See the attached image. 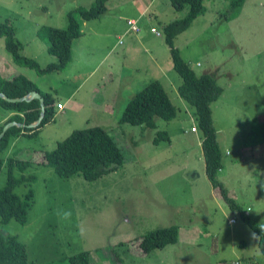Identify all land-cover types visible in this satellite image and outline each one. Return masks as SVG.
<instances>
[{"label":"rangeland","instance_id":"obj_1","mask_svg":"<svg viewBox=\"0 0 264 264\" xmlns=\"http://www.w3.org/2000/svg\"><path fill=\"white\" fill-rule=\"evenodd\" d=\"M231 1L204 0L203 13L174 42L197 75L210 73L222 87L210 104L222 153L217 179L254 222L264 223V0H244L237 9ZM92 3L0 0V22L11 21L20 53L42 67L56 58L47 51L41 27L63 28L68 12ZM147 3L149 10L141 15ZM106 7L97 18L78 17L81 34L59 71L39 73L16 63L0 36V75L25 76L54 104L51 121L32 136L11 137L0 152L4 161H32L24 174L36 177L14 189L20 196L33 189L27 222L11 219L0 232L15 235L33 264H69L68 257L82 250L95 264H264L257 235L207 177L194 108L177 92L181 77L172 67L162 27L184 17L187 6L108 0ZM131 19L137 21L136 32L129 29ZM155 79L176 106V116L155 117L154 128L119 122L128 100ZM7 110L0 104V120ZM92 125L115 139L124 156L121 166L86 180L80 174L59 177L42 164L44 151L72 130ZM158 130L167 131L169 139L154 143ZM6 178L4 162L0 187ZM170 225L178 228L176 242L141 250L142 235Z\"/></svg>","mask_w":264,"mask_h":264},{"label":"trees","instance_id":"obj_2","mask_svg":"<svg viewBox=\"0 0 264 264\" xmlns=\"http://www.w3.org/2000/svg\"><path fill=\"white\" fill-rule=\"evenodd\" d=\"M107 1L93 0V3L88 7L78 6L71 10L67 13V23L63 28L41 27L39 34L47 40V51L56 58L55 61L42 67L35 59L20 53L22 45L15 38L13 26L8 18L0 22V36H4L5 47L11 52L16 63L34 68L39 73L59 71L67 65L72 54V44L81 34L79 18L82 20L97 18L107 9ZM243 1L232 0L231 5L237 9L240 8ZM203 2L204 0H170L171 5L177 10L187 6V13L184 17L163 25L164 40L170 52L172 67L181 77L177 92L184 101L194 108L197 124L202 132L201 148L205 173L229 207L238 211L245 223L255 232L258 237L259 249L264 255V223L254 222L234 202L223 183L217 179V171L222 167V153L212 121L210 104L221 95L222 87L210 73L197 75L181 57L174 42L176 36L187 29L199 14L203 13L205 9ZM30 91L40 93L45 109L41 121L35 127L26 125L33 123L40 116L41 108L38 99L8 102L0 98L2 107L14 111L7 122L16 121L25 125L23 127L14 125L6 130L0 140V152L8 146L11 137L19 134L32 136L36 134L40 126L51 121L54 116L53 99L49 93L40 92L36 85L23 75L10 78L0 75V92L5 95L16 98L22 97ZM176 113V106L171 102L161 82L155 79L145 84L128 100L119 117V122L154 128L156 126L155 117L168 121L174 118ZM3 125L0 126V131ZM162 139L168 140V133L165 130H158L153 142L157 143ZM123 161L124 156L117 142L99 125L72 130L66 137L58 141L53 149L44 151L42 158V164L52 168L59 177L66 178L80 174L86 180H95L121 166ZM4 162L7 167V178L5 184L0 187V225L8 223L11 219L25 224L28 209L34 200V192L29 187L24 195L20 196L14 189L16 186L26 184L36 178L34 174H24V171L32 165V161L15 157H8L4 161L0 157V169ZM14 168L20 171L18 176L14 175ZM177 239L178 228L175 225H170L146 232L140 238L139 247L146 253L152 249L174 243ZM68 262L69 264H95L90 260L87 250L69 256ZM0 264L33 263L28 261L25 245L15 235H4L0 232Z\"/></svg>","mask_w":264,"mask_h":264},{"label":"water","instance_id":"obj_3","mask_svg":"<svg viewBox=\"0 0 264 264\" xmlns=\"http://www.w3.org/2000/svg\"><path fill=\"white\" fill-rule=\"evenodd\" d=\"M0 98L6 100L8 102L29 101L31 99H38L40 101V108H41L40 116H39V118L36 121H34L33 123L28 124L26 126L35 127L41 121L45 109H44L43 98H42V96L40 95L39 92L30 91L28 94H26V95H24L22 97H16V98H11V97L5 95L3 92H0ZM14 125H18V126H21V127L25 126L23 123H17L16 121H9V122L5 123L4 126L2 127V130L0 131V140L4 136L6 130L8 128H10L11 126H14Z\"/></svg>","mask_w":264,"mask_h":264},{"label":"crops","instance_id":"obj_4","mask_svg":"<svg viewBox=\"0 0 264 264\" xmlns=\"http://www.w3.org/2000/svg\"><path fill=\"white\" fill-rule=\"evenodd\" d=\"M145 1H142V3H144ZM146 3V2H145ZM149 3H147L146 5H145V8H143V10H142V12H141V15H145L147 12H148V10H149ZM82 25H83V23H82ZM90 102H92L91 104L92 105H94L96 102L92 99ZM14 113V111L13 110H7V112H6V114L2 117V119L0 120V121H2V123L3 122H7V120L10 118V116L12 115ZM9 122V121H8Z\"/></svg>","mask_w":264,"mask_h":264},{"label":"built area","instance_id":"obj_5","mask_svg":"<svg viewBox=\"0 0 264 264\" xmlns=\"http://www.w3.org/2000/svg\"><path fill=\"white\" fill-rule=\"evenodd\" d=\"M128 25H129V29L130 30H132V31H138L139 30V27L137 26V21H136V19H131V20H129L128 21ZM153 31H155L154 29H153ZM156 32V31H155ZM156 34H159L158 32H156ZM193 130H195L194 128H193Z\"/></svg>","mask_w":264,"mask_h":264},{"label":"clouds","instance_id":"obj_6","mask_svg":"<svg viewBox=\"0 0 264 264\" xmlns=\"http://www.w3.org/2000/svg\"><path fill=\"white\" fill-rule=\"evenodd\" d=\"M70 216H71V213H70V212H63V213H62V217H63L64 219H69Z\"/></svg>","mask_w":264,"mask_h":264}]
</instances>
